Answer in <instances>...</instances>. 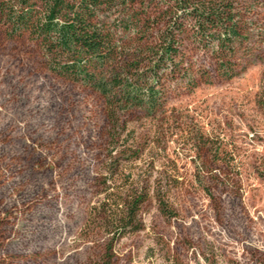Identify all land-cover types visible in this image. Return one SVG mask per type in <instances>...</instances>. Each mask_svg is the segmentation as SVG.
Segmentation results:
<instances>
[{
  "label": "rangeland",
  "instance_id": "374dc122",
  "mask_svg": "<svg viewBox=\"0 0 264 264\" xmlns=\"http://www.w3.org/2000/svg\"><path fill=\"white\" fill-rule=\"evenodd\" d=\"M164 117L126 118L147 200L115 264H264V59L171 97ZM108 131L101 97L0 23V264H99L106 238L87 220Z\"/></svg>",
  "mask_w": 264,
  "mask_h": 264
},
{
  "label": "trees",
  "instance_id": "16d2710c",
  "mask_svg": "<svg viewBox=\"0 0 264 264\" xmlns=\"http://www.w3.org/2000/svg\"><path fill=\"white\" fill-rule=\"evenodd\" d=\"M0 23L7 38L33 42L51 74L103 100V197L87 224L97 223L106 238L99 264H115L114 245L141 230L147 200L145 181L133 171L140 153L126 118L141 113L169 122L171 97L262 61L264 0H0ZM156 200L163 216H174Z\"/></svg>",
  "mask_w": 264,
  "mask_h": 264
}]
</instances>
